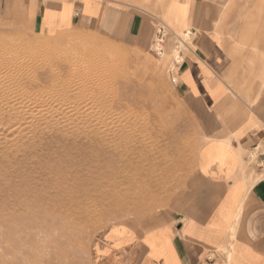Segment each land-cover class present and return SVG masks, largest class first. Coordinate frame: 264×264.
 <instances>
[{
    "label": "rangeland",
    "instance_id": "374dc122",
    "mask_svg": "<svg viewBox=\"0 0 264 264\" xmlns=\"http://www.w3.org/2000/svg\"><path fill=\"white\" fill-rule=\"evenodd\" d=\"M259 1L235 0L236 19ZM186 33L168 29L163 68L158 45L0 29V46L24 44L0 51V264H92L101 233L157 225L193 198L200 134L173 81Z\"/></svg>",
    "mask_w": 264,
    "mask_h": 264
},
{
    "label": "crops",
    "instance_id": "0c3cea01",
    "mask_svg": "<svg viewBox=\"0 0 264 264\" xmlns=\"http://www.w3.org/2000/svg\"><path fill=\"white\" fill-rule=\"evenodd\" d=\"M234 1L0 0V29L97 33L137 53H151L161 25L192 32L172 66L200 134L194 196L157 225L101 233L92 264H264V180L248 157L264 140V5L238 20Z\"/></svg>",
    "mask_w": 264,
    "mask_h": 264
},
{
    "label": "built area",
    "instance_id": "2783aa9c",
    "mask_svg": "<svg viewBox=\"0 0 264 264\" xmlns=\"http://www.w3.org/2000/svg\"><path fill=\"white\" fill-rule=\"evenodd\" d=\"M168 27L166 25H161L159 27L158 31V37H159V42H158V51L159 53H163V47L162 45L164 44V38L168 35ZM183 54V52H180ZM174 82L176 79L173 80ZM249 160L252 162H255L254 164L256 165V170L259 175V178L261 180H264V140L258 143L250 152L248 155Z\"/></svg>",
    "mask_w": 264,
    "mask_h": 264
},
{
    "label": "bare ground",
    "instance_id": "6f19581e",
    "mask_svg": "<svg viewBox=\"0 0 264 264\" xmlns=\"http://www.w3.org/2000/svg\"><path fill=\"white\" fill-rule=\"evenodd\" d=\"M18 45V47H16V48H13V47H11V48H7V47H2V46H0V51L4 54V55H6V54H12V51H15V49L16 50H19L18 48H20V49H22V47H24V44H23V42L22 41H18V43H17ZM6 46H9V45H6ZM47 78V77H46ZM60 78V77H59ZM62 79H63V77H62ZM40 83V82H39ZM2 128V127H1ZM101 142V141H100ZM106 152V151H105ZM124 154V153H123ZM121 157V156H120ZM119 157V158H120ZM122 160V159H121ZM117 162V161H116ZM130 165V164H129ZM127 168V167H126ZM63 190V189H62Z\"/></svg>",
    "mask_w": 264,
    "mask_h": 264
}]
</instances>
